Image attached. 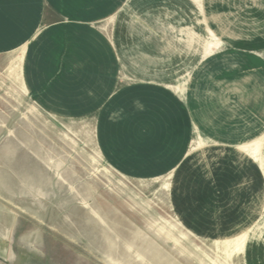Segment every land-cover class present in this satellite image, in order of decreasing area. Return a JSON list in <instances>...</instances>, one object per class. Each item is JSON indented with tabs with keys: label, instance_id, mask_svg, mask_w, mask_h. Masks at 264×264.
Returning a JSON list of instances; mask_svg holds the SVG:
<instances>
[{
	"label": "rangeland",
	"instance_id": "obj_1",
	"mask_svg": "<svg viewBox=\"0 0 264 264\" xmlns=\"http://www.w3.org/2000/svg\"><path fill=\"white\" fill-rule=\"evenodd\" d=\"M190 1L131 0L0 49V264H264V180L231 237L173 209V187L194 205L244 153L264 162V40L221 41Z\"/></svg>",
	"mask_w": 264,
	"mask_h": 264
},
{
	"label": "crops",
	"instance_id": "obj_2",
	"mask_svg": "<svg viewBox=\"0 0 264 264\" xmlns=\"http://www.w3.org/2000/svg\"><path fill=\"white\" fill-rule=\"evenodd\" d=\"M130 1L0 0V49L17 51L26 43L24 51L26 54L30 42L41 32H76L78 30V26H69L64 24L65 22L82 24L95 20L105 22V18L111 14L114 16L113 22H115L117 13L124 9ZM205 3L206 7L202 4L203 13L201 14H205L208 20L216 22V27L221 32L217 31L215 35L221 41V38H224L222 36L225 35L230 39H235L231 44L246 50L263 47L261 44L264 40V0H206ZM49 12L56 16L55 21L51 24H47ZM227 21L230 22L228 28L226 24L219 25V22ZM110 25L111 23L107 26L106 32L111 30ZM97 27L100 30V25ZM237 32H245L241 33L243 35L241 37L246 39L238 41L241 34ZM259 37L261 41H259ZM237 150L234 152L238 155L241 150L238 148ZM244 155L240 160L247 166L246 172L232 173L231 176L225 174L226 178L218 177V174L210 177L209 186H205V188L200 186L196 192L199 200H196L194 205L179 199L181 194L177 192L182 193V190L184 193V188L173 187V198L175 197L173 209L175 212L177 211L175 216L185 228L214 238L231 237L238 230H242L241 233L248 228L251 229L256 220L255 213L249 214L248 210L241 207V204L244 199L247 200L255 195V190L264 180V171L261 168L262 165L264 166V162L261 157L258 162L246 153ZM206 198L207 202L204 203ZM214 198H222L224 202V206L217 211L213 210L217 200ZM262 212H264L263 206Z\"/></svg>",
	"mask_w": 264,
	"mask_h": 264
},
{
	"label": "bare ground",
	"instance_id": "obj_3",
	"mask_svg": "<svg viewBox=\"0 0 264 264\" xmlns=\"http://www.w3.org/2000/svg\"><path fill=\"white\" fill-rule=\"evenodd\" d=\"M194 2V4L195 5H197V6H201L202 5V0H192V3ZM198 9V8H197ZM201 10L199 9V12H200ZM108 18H110V17H108ZM113 18V17H112ZM106 21V20H105ZM107 23H108V20H107ZM152 29V28H151ZM206 30H207V32L209 31V30H211V29H208V28H206ZM213 31V30H212ZM198 144L199 143H197V146H198ZM194 148V147H193ZM192 150V149H191Z\"/></svg>",
	"mask_w": 264,
	"mask_h": 264
}]
</instances>
